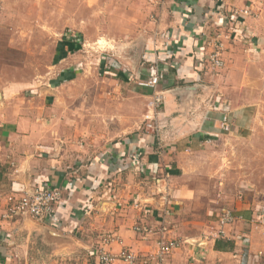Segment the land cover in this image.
I'll return each instance as SVG.
<instances>
[{
  "label": "crops",
  "instance_id": "1",
  "mask_svg": "<svg viewBox=\"0 0 264 264\" xmlns=\"http://www.w3.org/2000/svg\"><path fill=\"white\" fill-rule=\"evenodd\" d=\"M156 1L160 20L155 32L143 38L145 57L157 63V70L153 67L149 78L155 71L160 72L167 85H160V91L165 92L169 86L186 93L181 95L186 103L172 104L167 100V112L179 111L183 104L188 109L183 118L179 114L162 120L156 134L140 132L114 142L96 140L90 147L82 146L74 138L80 137L85 122L70 116L74 110L69 98L62 102L61 96L67 95V90L51 84V88L44 87V93L41 88L27 96L20 89L1 91L0 193L18 196L31 186H58L63 197L46 223L31 217L5 219L0 207V264H78L88 258L94 260L95 249L108 233L115 237L106 246L109 250L127 248L140 255L150 254L156 249V236L143 237L134 226H156L165 209L173 224L193 197V188L184 180L186 154L178 147L180 141L194 143L189 155L195 165L199 144L231 131L235 111L242 109L240 95L233 102L227 96L231 92L228 88L219 91L208 84L212 71L207 68L206 54L211 46L206 45L205 38L220 32L226 42L228 37L221 30L230 4L250 10L248 16H237L231 31L233 40L240 44L236 47L240 64L237 60L234 66L237 84L233 92L251 87L253 81L249 84L247 78L255 76L243 72L241 60L246 57L248 65L264 63V0ZM224 59L218 76L229 67L228 56L224 55ZM66 65L58 64L63 67V75L69 74ZM59 78L64 80L63 76ZM139 78H147L144 70L139 72ZM130 88L129 95L152 93V89L137 85ZM36 97L41 100L38 109L33 108ZM224 114L230 123L229 131L220 126ZM166 125L167 130L173 127L171 133H177L170 147L166 139L163 143L165 135L161 134ZM170 159L174 160L172 166ZM259 202L253 200L252 191H247L243 200L235 202L232 223L221 227L217 216V238L207 236L208 232L199 237L179 234L173 227L182 245L168 256L167 263L264 264V202L260 208ZM46 227L65 236L64 240L48 236Z\"/></svg>",
  "mask_w": 264,
  "mask_h": 264
},
{
  "label": "rangeland",
  "instance_id": "2",
  "mask_svg": "<svg viewBox=\"0 0 264 264\" xmlns=\"http://www.w3.org/2000/svg\"><path fill=\"white\" fill-rule=\"evenodd\" d=\"M158 7L156 0H0V92L20 89L26 95L43 88L44 93V87L51 88V84L64 88L67 95L61 100L69 98L74 110L70 116L85 122L80 137L74 138L82 146L90 147L96 140L114 142L140 132L156 134L162 120L179 114L183 118L188 112L185 104L179 111L165 110L169 101L186 103L181 98L186 93L169 86L160 91V85L167 86L161 74L154 86L141 83L147 82L151 69L157 67L145 57L143 38L155 32L160 20ZM232 8L237 7L230 4L227 16ZM238 15L227 18L221 30L228 37L224 55L229 67L221 76L210 72L207 82L219 91L228 88L232 94L227 96L233 102L240 95L242 109L235 111L231 131L199 144L195 165L189 155L194 143L180 141L178 147L186 154L184 180L193 188V197L173 220L179 234L199 237L208 232L207 236L217 238L215 220L223 207L232 211L247 191H252L253 200L264 202V63L248 65L243 57V72L255 77L247 78L249 84L253 81L251 87L233 92L237 84L234 66L237 60L240 64L236 47L240 44L233 40L231 28ZM62 62L67 64L68 75L58 67ZM143 70L147 78L138 79ZM132 85L150 88L152 93L129 95ZM157 93L162 96L159 104L153 103ZM39 103L36 97L33 108L38 109ZM167 127H162L161 134L170 147L177 133ZM173 163L170 159L169 164Z\"/></svg>",
  "mask_w": 264,
  "mask_h": 264
},
{
  "label": "built area",
  "instance_id": "3",
  "mask_svg": "<svg viewBox=\"0 0 264 264\" xmlns=\"http://www.w3.org/2000/svg\"><path fill=\"white\" fill-rule=\"evenodd\" d=\"M250 10L244 8L239 10L232 8L229 16L224 15V20L235 18L238 14H249ZM215 35L207 36L205 38L206 45L211 46V50L206 54V61L209 69L212 72H218L223 68L224 59V43L222 34L220 32L214 33ZM160 72L155 71L147 82H141L143 85L154 86L160 79ZM156 95V94H155ZM156 102L159 104L162 101L161 94L157 93ZM221 129L224 131L230 130V123L226 114L221 119ZM63 197V190L58 186L39 187L31 186L23 193L16 196L14 193H0V207L3 208L2 217L5 219H16L19 217H31L37 222L46 223L56 213V206ZM168 209L163 210L159 223L154 226L147 223L136 224L134 230L143 237L156 236V249L147 255H140L130 249L124 248L118 252H113L108 249L111 242L114 241V235L111 233L106 234L102 238V244L98 249H95L93 255L94 260L90 258L85 259L78 264H115L116 261H123L126 264H138L145 262L148 264H168L167 258L173 254L176 249L182 245V240L173 235V225L168 216ZM235 215L229 208H224L220 215L219 221L221 227L232 223ZM220 233H223L222 228ZM2 239H0V245Z\"/></svg>",
  "mask_w": 264,
  "mask_h": 264
},
{
  "label": "water",
  "instance_id": "4",
  "mask_svg": "<svg viewBox=\"0 0 264 264\" xmlns=\"http://www.w3.org/2000/svg\"><path fill=\"white\" fill-rule=\"evenodd\" d=\"M0 97H1V92H0ZM46 232H47L48 236H53L54 235L55 238H59V239H63L64 240L65 236H63V235H61V234H59V233L47 228V227H46Z\"/></svg>",
  "mask_w": 264,
  "mask_h": 264
}]
</instances>
